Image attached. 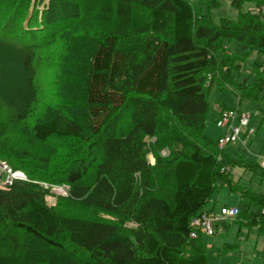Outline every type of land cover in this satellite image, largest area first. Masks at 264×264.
<instances>
[{"label":"trees","instance_id":"1","mask_svg":"<svg viewBox=\"0 0 264 264\" xmlns=\"http://www.w3.org/2000/svg\"><path fill=\"white\" fill-rule=\"evenodd\" d=\"M251 1L259 12L215 23L203 8L219 0H0V55H21L27 90L0 89V163L27 177L0 185V264H208L191 223L218 182L259 207L239 216L264 231V192L232 177L238 164L264 179V167L206 132L214 84L239 105L263 98L264 61L241 80L248 56L229 48L264 52V0ZM47 76L54 100L36 89ZM21 123L35 141H61L64 156L49 165L22 141L7 144Z\"/></svg>","mask_w":264,"mask_h":264},{"label":"rangeland","instance_id":"2","mask_svg":"<svg viewBox=\"0 0 264 264\" xmlns=\"http://www.w3.org/2000/svg\"><path fill=\"white\" fill-rule=\"evenodd\" d=\"M42 2L48 3V0H42ZM219 2L220 5L211 10L207 6L203 8L204 13L208 14L215 23H220L222 17L236 19L240 12H248L257 8L256 1L251 0L245 1L241 8L233 6L231 0H219ZM39 7L43 8V4H39ZM61 47L56 48L52 54L53 63L51 65L55 67L58 65L55 58L58 57V51ZM229 48L235 53L248 56L243 62L241 70L235 71V75L241 80L250 76V70L253 68L257 59L264 61V52H259L257 49L237 40L230 42ZM23 69L21 55L17 53L9 54V52L0 55V89L7 94L14 93L19 98L24 99L27 90L26 74ZM45 71L47 72V69L40 68L38 74L39 79ZM56 71V68H54L53 72L56 73ZM54 76L52 79L47 76L45 83L39 80L36 86V89L40 88V91L44 88L43 95H45L46 91L53 100L55 99L54 95L56 92ZM250 81H253V78ZM14 101L17 102L15 99ZM238 101V96L228 86L222 89L217 83L214 84L209 95L206 132L212 139L219 140L228 131V128H221L216 122L217 105L219 103H226L232 109L239 107L240 112L250 114V119L248 124L241 128L239 138L226 146L228 153L236 159L261 163L264 159V95L263 98L258 100L244 99L240 105ZM10 105L17 106L13 103H10ZM240 112H237L235 127L240 126L238 119ZM6 140L7 144L13 145L20 150V146L22 145L19 143V140L22 141L25 147L28 146L30 150L47 157L49 159L48 162H50L49 165L53 159H61L64 156L62 152H59L58 155L55 154V151L62 143L61 141L51 140L52 142L47 144L35 141L31 133V124L23 126L21 123V125L17 124L16 127L9 126V133L6 136ZM7 169L4 163H0V185H4L5 176L7 177L6 181L9 179V175H6L5 171ZM16 175L22 174L17 173ZM232 177L239 187L250 188L252 191L260 194L264 192V179L259 174L245 170L243 166L235 165L232 168ZM217 186L218 188L213 194L210 203L207 205V209L217 203L218 205L227 204L229 206L239 207L244 210L243 212L240 211V213H246L249 204V210L254 212L259 210V207L255 203H250L240 193H231L228 185L222 186L218 182ZM67 188L68 186L52 191L56 194L65 195L67 194ZM244 220V215L231 217L225 222L226 224L222 223L220 225L215 235L205 234L203 236L202 241L207 247L208 264H264V231L260 230L257 226H247L243 223Z\"/></svg>","mask_w":264,"mask_h":264},{"label":"built area","instance_id":"3","mask_svg":"<svg viewBox=\"0 0 264 264\" xmlns=\"http://www.w3.org/2000/svg\"><path fill=\"white\" fill-rule=\"evenodd\" d=\"M253 12H259V8L254 9ZM237 112L235 110H220L217 116V125L219 127L228 128V131L225 135L221 136L218 140V145L220 149H224L228 144L233 141H236L239 138L241 128L246 126L250 119L249 113L240 112L239 115V127H235V121L237 118ZM261 166L264 167V159L261 161ZM5 167H7L5 165ZM8 168V167H7ZM11 171L10 169H8ZM14 173L9 176L8 183H11ZM15 178V177H14ZM48 187V185H46ZM65 186H53L54 189H63ZM240 210L236 206L222 205L218 210L216 209H207L197 216L191 223L193 228L191 235L197 237L200 232L207 235H215L218 232V225L229 220L231 217L238 216Z\"/></svg>","mask_w":264,"mask_h":264},{"label":"crops","instance_id":"4","mask_svg":"<svg viewBox=\"0 0 264 264\" xmlns=\"http://www.w3.org/2000/svg\"><path fill=\"white\" fill-rule=\"evenodd\" d=\"M229 87V86H228ZM230 89H232L231 87H229ZM220 104V103H219ZM219 104L217 105V116H218V113H219ZM216 116V117H217ZM228 146V145H227ZM251 203V202H250ZM222 205H227V204H220V205H218L217 203L216 204H214L213 205V207H211V208H209V209H216V210H218ZM229 206V205H228ZM207 208V207H206ZM239 208V207H238ZM248 210L250 209V204H249V206H248V208H247ZM239 210L241 211V212H243L244 210H242V209H240L239 208ZM246 210V209H245ZM239 216V215H238ZM226 222V221H225ZM224 223V222H223ZM222 223H220L219 225H218V229H219V227H220V225H221ZM259 228V227H258ZM203 235H205V234H203Z\"/></svg>","mask_w":264,"mask_h":264},{"label":"water","instance_id":"5","mask_svg":"<svg viewBox=\"0 0 264 264\" xmlns=\"http://www.w3.org/2000/svg\"><path fill=\"white\" fill-rule=\"evenodd\" d=\"M17 173H21L22 176L16 175ZM13 176L16 178L27 179L26 175L22 171H16Z\"/></svg>","mask_w":264,"mask_h":264},{"label":"bare ground","instance_id":"6","mask_svg":"<svg viewBox=\"0 0 264 264\" xmlns=\"http://www.w3.org/2000/svg\"><path fill=\"white\" fill-rule=\"evenodd\" d=\"M18 176H22V175H18Z\"/></svg>","mask_w":264,"mask_h":264}]
</instances>
